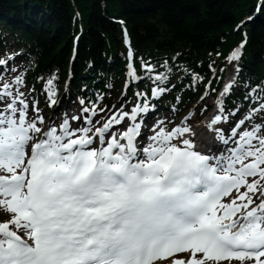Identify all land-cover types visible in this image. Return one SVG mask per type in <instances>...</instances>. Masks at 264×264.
<instances>
[{"label": "snow or ice", "instance_id": "6c2138e0", "mask_svg": "<svg viewBox=\"0 0 264 264\" xmlns=\"http://www.w3.org/2000/svg\"><path fill=\"white\" fill-rule=\"evenodd\" d=\"M238 58L239 49L229 57ZM12 59L0 58V67ZM142 67L153 71L150 64ZM129 75L135 77L131 65ZM149 79L155 84L151 96L158 98L167 77L156 73ZM23 84L20 77L14 84L0 83V172L7 173L0 175V211L9 215L0 221V264H155L184 252L191 256L172 264H264V118L247 126L264 112V103L232 127L236 147L226 157L195 151L185 138L194 133L182 122L170 131L155 129L142 148L145 159L137 161L138 116L149 110L146 100L96 127L88 116L97 115L95 107L81 99L82 115L65 114L59 126L52 122L44 129L37 104L32 103L29 118L25 94L12 90ZM231 90L227 85L221 96ZM45 96L49 107L56 105L52 79ZM70 120H83L85 126L72 128ZM226 121L224 102L218 100L208 127L228 145L218 127ZM93 131L103 145L98 150L88 147Z\"/></svg>", "mask_w": 264, "mask_h": 264}, {"label": "trees", "instance_id": "16d2710c", "mask_svg": "<svg viewBox=\"0 0 264 264\" xmlns=\"http://www.w3.org/2000/svg\"><path fill=\"white\" fill-rule=\"evenodd\" d=\"M124 32L139 85L149 90V77L164 74L163 101L173 107L231 70L245 40L226 113L264 103V0H0V58L15 53L29 95L43 101L49 79L57 90L67 80L89 103L114 89L128 64Z\"/></svg>", "mask_w": 264, "mask_h": 264}, {"label": "rangeland", "instance_id": "374dc122", "mask_svg": "<svg viewBox=\"0 0 264 264\" xmlns=\"http://www.w3.org/2000/svg\"><path fill=\"white\" fill-rule=\"evenodd\" d=\"M37 16H38V14H37ZM39 16L41 17L42 15H39ZM13 69H15V70L13 71ZM19 72H20V69L16 68V66H13L12 68H9L8 70L6 69L5 72H4V77L5 78H3V80L6 81V80L9 79L7 82L14 84L10 80L11 76H18ZM2 82H4V81H2ZM14 87H16V85ZM68 89H70L69 86H65L64 85V86L61 87V95L57 99L56 105H54L53 109L50 110V111L45 109L41 105L40 102H36L34 99L29 100L28 97L25 96L24 98L30 104V107H29V118H32V116H33V113H32V110H31V105L34 102L37 104L38 108L40 109L41 114L45 117V123H44V125H41V127L44 128V129L47 127L48 124L50 125L52 122H55V124L57 126H59L61 124V122L63 121V119L65 118L64 117L65 114L69 113L72 116L73 114H75L78 111H80L81 110L80 103L78 102L77 98H75V96L73 94L70 95L68 93ZM70 92H72V91H70ZM206 96H208V97H205L203 99L201 97L199 102L194 106V108L191 111H188V113H184V112L178 113L175 116V118L174 117L172 118L170 116L169 112H165V111L169 110L167 107H163L162 106V108H161L162 116L156 118V121L154 122V125H156L158 128L163 127L165 130H170V125L175 124V122L176 123H180L183 120H187L188 121L189 118L199 119L201 117L203 119V118L207 117V115H205L206 111H204V109L207 108L209 106L210 102H211L210 93H207ZM108 97H109V95H108ZM103 99H104V97H103ZM123 102H125V97H118V98H116V100L113 103V105L121 106L123 104ZM156 102H157V100H156ZM96 112H97V115H98V113H102L103 111H101V109H99V110H96ZM101 115H103V114H101ZM106 115H108V114L106 113L105 116ZM181 116H184L183 119L180 118ZM153 119H155V117H153L149 121L151 122ZM171 119H173V120H171ZM225 125H226V122L221 123V127L222 128ZM222 128H220V129H222ZM8 218L9 217H2V218H0V221L6 220ZM209 264H212V263H209ZM222 264H228V263H222ZM230 264H234V263H230Z\"/></svg>", "mask_w": 264, "mask_h": 264}, {"label": "bare ground", "instance_id": "6f19581e", "mask_svg": "<svg viewBox=\"0 0 264 264\" xmlns=\"http://www.w3.org/2000/svg\"><path fill=\"white\" fill-rule=\"evenodd\" d=\"M71 61H72V58L70 57L69 58V62H71ZM68 68H69L67 70L68 71V77H70L69 71H70L71 67L69 66ZM69 86H70V89L75 92V89L72 87V85L70 83H69ZM104 99L107 102V106L105 108V113H107L108 115H111L112 112H114L118 108V105H115L112 108V110H111L110 100L108 98L107 92L104 94ZM148 104H149V110L146 113L143 114L142 120L140 122L142 135L139 137L138 142H137V146H138L139 149L143 148V147H147L149 145V143H151L149 138L154 133V132H151V131H154L155 129H158V127L155 125V126H153L152 130H150V127L146 124V121L151 120V118H153V117H161L162 116L161 109L156 107V103L151 102V103H148ZM213 104H214V101L211 100L209 106L213 105ZM215 113H216V111H215ZM67 116L71 117V115L69 113H67ZM92 120H93L94 124H100V125H102L105 122L104 116H100L99 113L97 115V119H92ZM82 121L83 120H80V121H71L70 120V125L74 126L76 128ZM97 121L99 123H96ZM236 122L237 121H232V122L226 124L223 127V130L224 131L231 130L232 127L236 124ZM193 124H195V122L193 121L192 118H189L188 122L183 124V126H188V125L192 126ZM48 126H49V124L47 125V127ZM202 127H204V126H202ZM111 131H112L113 134L117 133L115 131V129H113ZM105 138L107 140V134H105ZM95 140H96V138L95 139L93 138V142L90 145H88L89 148L93 149L95 147ZM221 142L222 141L216 137L215 131L206 133L205 134V141L203 142L205 152L211 157L212 156H216L217 150L220 148ZM102 147H103V145H102ZM182 147H183V145H182ZM223 156L226 157V154L223 155ZM6 215H7V213H6Z\"/></svg>", "mask_w": 264, "mask_h": 264}]
</instances>
